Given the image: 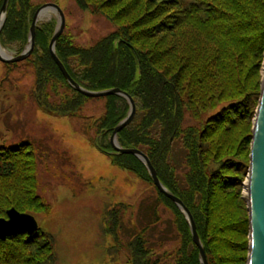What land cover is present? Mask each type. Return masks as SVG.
I'll return each mask as SVG.
<instances>
[{
    "label": "trees",
    "instance_id": "16d2710c",
    "mask_svg": "<svg viewBox=\"0 0 264 264\" xmlns=\"http://www.w3.org/2000/svg\"><path fill=\"white\" fill-rule=\"evenodd\" d=\"M75 2L81 9L92 7L116 28L88 47L63 32L55 50L67 72L88 90L117 87L131 95L136 113L118 132L120 145L146 153L162 185L188 208L207 264H245L248 220L240 187L249 160L247 122L260 87L264 0ZM41 4L9 0L0 31L5 49L21 52ZM55 25V19L37 24L34 48L24 59L34 69L37 107L53 116H75L87 101L101 99L103 113L94 121L99 149L153 188L140 198L134 216L133 204L124 201L108 199L101 208L99 230L111 239L109 255L115 259L122 246L127 264H198L186 221L154 187L145 166L132 154L111 153L109 136L127 114V101L119 95L87 97L67 84L48 51ZM217 106L219 112L199 126L183 124L185 113L194 120ZM175 142L182 150L179 170L171 160ZM37 158L29 141L0 144V217L11 207L51 211L49 197L41 193L51 177L39 184ZM78 182L79 191L70 190L74 196L89 187ZM163 207L171 216L163 222L168 231L161 232ZM52 236L39 226L30 235L0 240V264H58Z\"/></svg>",
    "mask_w": 264,
    "mask_h": 264
},
{
    "label": "rangeland",
    "instance_id": "374dc122",
    "mask_svg": "<svg viewBox=\"0 0 264 264\" xmlns=\"http://www.w3.org/2000/svg\"><path fill=\"white\" fill-rule=\"evenodd\" d=\"M189 1L193 0H181L186 5ZM33 2L58 4L65 14V37L82 47L90 46L116 28L103 14L92 7L81 9L75 0ZM55 18L56 15L49 11L38 23ZM7 53L16 54L14 50H7ZM263 62L264 49L258 69L259 83ZM34 83V69L24 60L13 68H6L0 62V144L29 141L38 157L39 184L42 178L51 177L50 183L41 184L44 192L41 193L47 195V199L49 197L51 211L30 214L35 216L40 227L52 233L58 264H127L124 247H120L115 259L109 255L108 246L112 242L99 230V213L110 199L133 204L130 212L134 216L140 198L151 193L153 188L147 181L114 165L108 153L99 149L94 121L103 113L101 99L87 101L78 115L53 116L37 107L32 95ZM219 110V106L207 108L194 120L185 113L183 124L199 126ZM253 114L247 122L248 130L252 128ZM181 154L182 150L175 142L171 160L178 170ZM245 179L246 173L240 187L244 203ZM79 180L89 187L85 186L79 195L74 196L70 190L79 191ZM160 215L162 221L157 231H168L163 222H167L171 212L163 207Z\"/></svg>",
    "mask_w": 264,
    "mask_h": 264
},
{
    "label": "water",
    "instance_id": "95a60500",
    "mask_svg": "<svg viewBox=\"0 0 264 264\" xmlns=\"http://www.w3.org/2000/svg\"><path fill=\"white\" fill-rule=\"evenodd\" d=\"M8 3L9 0H2L0 6V31L6 18ZM49 11L56 15V25L48 43V51L53 61L59 67L65 81L73 90L87 97L119 95L125 98L129 106L127 114L114 126L109 136V143L113 150L111 153L132 154L139 159L145 166L157 191L166 196L174 204L186 221L191 242L197 248L198 264H207L202 243L197 235L195 224L188 208L178 197L162 185L146 153L135 147H123L118 141V132L133 120L136 113V105L131 95L117 87L97 91L83 88L69 75L57 56L55 50L56 41L63 33L66 21L65 14L58 4L48 2L37 7L29 25L27 43L21 52L9 54L0 43V62H19L26 59L31 54L34 48L37 24L42 15ZM248 159L246 182L244 184L248 220V246L245 264H264V62L261 70L259 96L252 119ZM38 228V222L33 214L20 212L11 207L6 211L5 217H0V240H5L8 236H15L22 233L30 235L37 231Z\"/></svg>",
    "mask_w": 264,
    "mask_h": 264
},
{
    "label": "bare ground",
    "instance_id": "6f19581e",
    "mask_svg": "<svg viewBox=\"0 0 264 264\" xmlns=\"http://www.w3.org/2000/svg\"><path fill=\"white\" fill-rule=\"evenodd\" d=\"M47 14L48 13L43 14L41 18H45ZM244 192L246 193L245 188H244Z\"/></svg>",
    "mask_w": 264,
    "mask_h": 264
}]
</instances>
